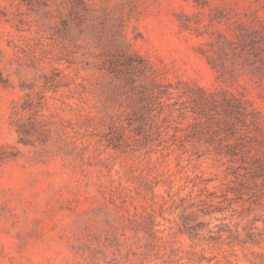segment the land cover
I'll list each match as a JSON object with an SVG mask.
<instances>
[{"label":"rangeland","instance_id":"1","mask_svg":"<svg viewBox=\"0 0 264 264\" xmlns=\"http://www.w3.org/2000/svg\"><path fill=\"white\" fill-rule=\"evenodd\" d=\"M0 264H264V0H0Z\"/></svg>","mask_w":264,"mask_h":264}]
</instances>
